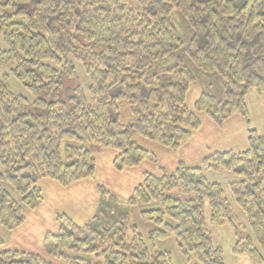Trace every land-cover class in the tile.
Wrapping results in <instances>:
<instances>
[{
	"label": "trees",
	"instance_id": "1",
	"mask_svg": "<svg viewBox=\"0 0 264 264\" xmlns=\"http://www.w3.org/2000/svg\"><path fill=\"white\" fill-rule=\"evenodd\" d=\"M0 36L6 46L0 66L12 63L10 75L31 94L13 92L9 75L0 76L2 228L15 229L24 209L41 203V178L62 186L92 178L96 164L87 143L116 150L113 166L120 171L155 160L135 136L175 150L200 127L199 112L218 126L239 114L248 133L244 151H216L199 165L179 161L173 171L143 175L126 203L144 206L139 217L153 228L141 231L98 184L95 214L78 224L59 211V231L46 233L52 244L45 253L63 264H175L170 251L156 246L173 236L192 264H225L208 229V205L211 224L226 221L234 230L233 252L263 262L264 135L249 124L246 98L251 88L264 94V0L250 6L245 0H0ZM75 61L87 75V91ZM214 78L223 83L220 97L201 89L190 109V87ZM120 100L131 112L123 129ZM204 169L241 177L229 187L250 235L242 236L222 186L208 181ZM2 246L0 238V264H54Z\"/></svg>",
	"mask_w": 264,
	"mask_h": 264
},
{
	"label": "rangeland",
	"instance_id": "2",
	"mask_svg": "<svg viewBox=\"0 0 264 264\" xmlns=\"http://www.w3.org/2000/svg\"><path fill=\"white\" fill-rule=\"evenodd\" d=\"M245 1H247L249 6L254 2V0H245ZM5 47L6 46L0 36V49H4ZM12 65H13L12 63H9L6 66H0V76H2L3 74H8L9 75L8 86L10 90H12L13 92L17 94H21L25 97H28V98L31 97V94L29 93V91L22 84H20L12 75H10V68L12 67ZM75 65H76V71H77V75L81 83V86L84 88L85 91H87L88 78L83 69V66L78 61H75ZM201 80L204 83V80L203 79ZM202 82L199 81V83H196V84L199 85ZM69 85H71L70 81L66 82V84L63 87L62 94L65 97L70 94V89L72 88V86L69 87ZM191 88L192 90L190 91L187 102H186V104L188 105L190 109L196 99V96L198 95L199 87L192 85ZM204 88L206 91L212 92L217 97H220L223 91V83L217 78H214L212 81L206 80L204 83V86L202 87L201 85L200 87V89H204ZM247 103H248L249 114H250L249 120H251L252 128L256 127L258 133L261 135L262 134L264 135V94H259L254 88H251L247 96ZM119 111H120V116H121V123L119 127L123 129V127L129 124L131 121V112H130V109H129V106L126 100H120ZM214 134L215 133H208V134L205 133L204 137L210 140L211 143L215 144L217 135H214ZM134 140L139 146L147 149L155 157V160L146 159L141 162V164L144 161L147 162L143 169L144 171L143 175L148 172L153 173V174H160V171H159L160 168H164L167 171L174 170V169L165 168L163 166L161 167L157 163V156H156L158 154L156 151L157 147L163 148L164 150H171V151H174V149H169L164 146L155 144L140 136H135ZM85 146L93 152V155L95 157V164L96 162L98 163V172L95 167V175L92 178L75 181V182L70 183L67 186H62L58 182L52 179H49L58 184L56 187L57 188L56 192H54V190L51 189L52 187H48L49 190L45 189L44 193L41 192V196H42V201L40 203L41 205L39 204L36 208L27 209V210L35 211L36 209L39 208V206H42V208L49 214L51 213V210H52L51 202H54L56 204L58 203V201H60L58 203L60 204L58 206L59 208L58 211H55V214H53V216H55V219L51 218L52 222L56 221L57 228L53 232L48 231L50 233L55 234L59 231V225L56 219L57 213L59 211L62 213H65L68 217H70L74 222L78 224H81L82 221L87 218V216L90 214V211H92L90 214L91 216L95 214L98 199H99V191L97 189V185L100 184L109 193L106 195V199H110L109 195L113 194L115 197V199H113V202H115L116 204L115 206H117V208L120 209V211H127L128 209V212L131 215V222L136 224L141 231L146 232L148 231V229L153 228L154 227L153 223H143L139 217L138 212L140 211V209L144 208V206L142 205L129 206L126 203L127 199L132 195L134 188L138 184H140L142 181L141 180L140 182H137L138 179L140 178L139 171L137 172L127 171L128 169L135 168L137 166L127 167L120 171H118L113 166L116 171L121 172L119 175H117L116 173H114V171L112 172L108 170L109 164L111 163L112 158H113L112 161H114L115 156L117 155L116 150L107 148V149H111L114 151V154L111 153L107 155L104 153V151H106V148H100L97 145L92 144V143H89V144L87 143L85 144ZM176 150L177 149H175V151ZM224 151L239 152L242 150H222V151L220 150V152H224ZM98 159L99 161H97ZM200 162L196 165H199ZM112 165H113V162H112ZM0 172H2L1 165H0ZM203 174L207 178L208 181L217 182L222 186L223 195L229 202L237 223L241 226V228H243L241 232L242 236L250 235L251 232L248 226L247 217L245 213L237 205L235 197L231 193V190L229 187L231 182L240 180L241 177L225 169H218L216 171L212 169H204ZM83 180H88V181H85V183L83 184L82 182ZM78 182H81V183H78ZM93 183L96 184V187H95L96 193L94 192L95 188L92 192ZM1 184L15 199L19 200L20 197L16 194V192L14 191V189L12 188L10 184H8L5 181L2 182ZM130 184L132 185L130 186ZM37 186L40 189L38 183H37ZM50 191L52 192L53 195L50 193ZM93 207H96V208L94 209ZM25 210L26 209H24V216H25ZM204 210H205V217L207 220L208 229L211 233L213 243L215 246L221 247L222 257H223L225 264H264V260L263 262L259 263V262H256L250 259L246 255H240V254L234 253L232 248L237 242V238L235 236L234 230L231 228L229 223H227L226 221H223L221 224H211L209 222L210 211H209L208 205H205ZM24 223H25V220L21 225H19L15 229L7 230V231H15L17 229H20L24 225ZM0 231L3 233V235L6 234L7 232L2 227H0ZM46 236L47 235L44 234L43 240L41 242V246H42L41 255H43L47 260L51 261L54 264H63L57 261L56 259H54L51 255H48L45 253V247L46 246L49 247L52 244V239L50 238L46 239ZM156 246L160 250L170 251L175 264H190V263L192 264L191 257L189 258L183 257V255L178 249V246L173 236H170L166 240H158L156 242ZM25 252H29V251H25ZM263 257H264V253H263Z\"/></svg>",
	"mask_w": 264,
	"mask_h": 264
},
{
	"label": "crops",
	"instance_id": "3",
	"mask_svg": "<svg viewBox=\"0 0 264 264\" xmlns=\"http://www.w3.org/2000/svg\"><path fill=\"white\" fill-rule=\"evenodd\" d=\"M193 85L199 87V89L201 87L198 84H193ZM191 87L187 93L186 102L188 99V95L190 91L192 90ZM199 89H198V95L196 96V99L201 93V89L200 90ZM246 104H247L248 116L250 118L247 98H246ZM191 109H193V105ZM198 115L201 120V126L197 130L193 131L190 139L187 140L184 144H182L179 149H177L176 151L175 150L171 151V150H164L163 148L157 147L156 149L158 153V154L156 153L157 163L161 167L163 166L165 168L175 169L179 161H182L187 165H196L204 157L210 155L213 152L220 151V150L221 151L222 150H242L244 151L248 147L247 126H246L245 120L243 119L241 115L239 114L232 115L221 126L216 125L206 114L202 112H199ZM249 124L251 125V120H249ZM253 128L257 131L256 127H253ZM205 133L206 134L215 133L214 135H217L215 144L211 143L210 140L204 137ZM242 151H239V152H242ZM104 153L107 155L111 153L114 154V151L106 148V151H104ZM112 160H111V163L109 164L108 170L112 172L114 171V173L119 175L121 172H118L114 169L112 165V162H113ZM97 161H99V159ZM146 163L147 162L144 161L139 166L135 168H130L127 170V171H132V172L139 171L140 178L138 179L137 182H140L142 180L143 172H144L143 169ZM96 170L98 172L97 162H96ZM85 181H88V180H83L82 181L83 184L85 183ZM78 183H81V182H78ZM38 185L41 189V192L44 193L45 189L49 190L48 187H52L51 189H53L54 192H56L57 190L56 187L58 184L54 181L49 180L48 178L47 179L41 178L38 181ZM131 185L132 184H130V186ZM95 187H96V184L93 183L92 192ZM94 192L96 193V188ZM50 193L52 194L51 191ZM59 202L60 201H58V203ZM51 203H52L51 213L48 214L42 208V206H39V208L36 209L35 211L34 210L30 211L26 209L25 210V218H26L25 223L20 229H17L15 231H7L6 229L3 228L7 232L6 234L3 235V233L0 231V238L3 240L2 247L5 249L15 248V249L23 250V251H29V252H35V253L41 254V249H42L41 242L43 240L44 234H46L48 231L53 232L57 228L56 221L52 222L51 218L55 219V216H53V214H55V211H58L59 209L58 206L60 204L58 203L55 204L54 202H51ZM93 208L95 209L96 207H93ZM91 212L92 211H90V214ZM90 214L87 216L85 220L82 221V223H84L86 220L90 218L91 216Z\"/></svg>",
	"mask_w": 264,
	"mask_h": 264
}]
</instances>
